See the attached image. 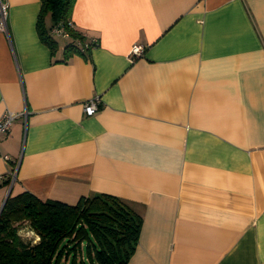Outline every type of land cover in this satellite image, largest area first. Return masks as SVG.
<instances>
[{"label":"crops","instance_id":"0c3cea01","mask_svg":"<svg viewBox=\"0 0 264 264\" xmlns=\"http://www.w3.org/2000/svg\"><path fill=\"white\" fill-rule=\"evenodd\" d=\"M5 1L0 205L107 193L142 216L127 264H264V0H75L98 44L68 57L40 0Z\"/></svg>","mask_w":264,"mask_h":264},{"label":"trees","instance_id":"16d2710c","mask_svg":"<svg viewBox=\"0 0 264 264\" xmlns=\"http://www.w3.org/2000/svg\"><path fill=\"white\" fill-rule=\"evenodd\" d=\"M36 28L40 39L54 51L56 40L46 27H64L70 35L64 56L79 52L76 40L85 37L68 26L75 0H40ZM8 183V181H6ZM38 239H22L20 225ZM142 216L122 198L93 193L75 203L41 200L29 191L9 194L0 210V264H127L140 233Z\"/></svg>","mask_w":264,"mask_h":264},{"label":"built area","instance_id":"2783aa9c","mask_svg":"<svg viewBox=\"0 0 264 264\" xmlns=\"http://www.w3.org/2000/svg\"><path fill=\"white\" fill-rule=\"evenodd\" d=\"M7 10H8V3L5 0H0V31L8 33V27H7ZM68 26L73 28L74 23L70 20L68 22ZM51 33L54 35H58L60 37L69 39L70 35L67 32V30L58 25H53L51 28ZM75 43L78 45V48L80 51H85L88 48H92L95 45L98 44V39L96 37H85V40H76ZM144 46L142 44H134L130 48V54L132 56H140L143 53ZM100 102V99L98 96H94L87 100L83 105V110L86 115H92L98 108V104ZM18 113L6 109L1 115H0V140L4 135H7L10 131L11 125L16 118ZM4 158H7V156H4ZM10 185L12 184V181L16 177V171L12 170L10 172ZM34 238V240H36Z\"/></svg>","mask_w":264,"mask_h":264},{"label":"rangeland","instance_id":"374dc122","mask_svg":"<svg viewBox=\"0 0 264 264\" xmlns=\"http://www.w3.org/2000/svg\"><path fill=\"white\" fill-rule=\"evenodd\" d=\"M30 230V228L28 227V224H27V222H23L21 225H20V228H19V234H20V236H22L21 234V232L23 231H26V230ZM29 237H31V236H29ZM22 238H24V237H22ZM32 238L33 237H31V241H32ZM25 239H26V237H25Z\"/></svg>","mask_w":264,"mask_h":264},{"label":"water","instance_id":"95a60500","mask_svg":"<svg viewBox=\"0 0 264 264\" xmlns=\"http://www.w3.org/2000/svg\"><path fill=\"white\" fill-rule=\"evenodd\" d=\"M9 193H10V190L8 191V193H7V195H6L5 199H4V201H3L2 204L0 205V210L2 209V207H3L4 203H5V200H6V198L8 197V194H9Z\"/></svg>","mask_w":264,"mask_h":264}]
</instances>
